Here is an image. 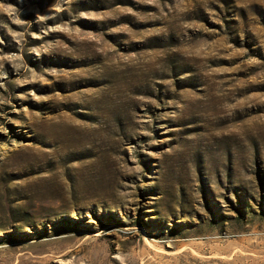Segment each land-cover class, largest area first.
Masks as SVG:
<instances>
[{
	"label": "rangeland",
	"instance_id": "rangeland-1",
	"mask_svg": "<svg viewBox=\"0 0 264 264\" xmlns=\"http://www.w3.org/2000/svg\"><path fill=\"white\" fill-rule=\"evenodd\" d=\"M0 264H264V0H0Z\"/></svg>",
	"mask_w": 264,
	"mask_h": 264
}]
</instances>
